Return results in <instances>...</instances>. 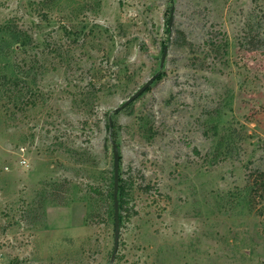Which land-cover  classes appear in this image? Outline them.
<instances>
[{"label":"rangeland","instance_id":"obj_1","mask_svg":"<svg viewBox=\"0 0 264 264\" xmlns=\"http://www.w3.org/2000/svg\"><path fill=\"white\" fill-rule=\"evenodd\" d=\"M1 24L31 42L1 47L0 264H264V0H0Z\"/></svg>","mask_w":264,"mask_h":264},{"label":"trees","instance_id":"obj_2","mask_svg":"<svg viewBox=\"0 0 264 264\" xmlns=\"http://www.w3.org/2000/svg\"><path fill=\"white\" fill-rule=\"evenodd\" d=\"M0 64L2 63V59L5 58V53L1 54V47H5L4 49L10 48L13 45H17L19 47H24L26 45H28L31 42V38L29 35L20 32L19 30H13L10 29V26L8 24H1L0 25ZM1 78L6 80L8 79L9 82H12V76L8 75L7 73H3L1 75ZM257 176V180H259L260 184H262L261 186L257 183V186H255L257 189H260L263 185H264V172L259 171V172H255ZM254 175L249 174V177L253 183L252 177H255ZM254 185V183H253ZM124 183H120L118 185V208H119V220L122 218V214L121 211L123 209V197H124ZM111 197L113 199L112 193H111Z\"/></svg>","mask_w":264,"mask_h":264},{"label":"water","instance_id":"obj_3","mask_svg":"<svg viewBox=\"0 0 264 264\" xmlns=\"http://www.w3.org/2000/svg\"><path fill=\"white\" fill-rule=\"evenodd\" d=\"M145 85H147V83ZM145 85L142 86L135 94L130 96L126 100V102H129L130 100L135 98L136 95L139 94L144 89ZM112 152H113V190H112V196H113V216H114V244H113L112 254H114L116 249H117V242H118V236H119V208H118L119 152H118V147L116 144H113Z\"/></svg>","mask_w":264,"mask_h":264}]
</instances>
